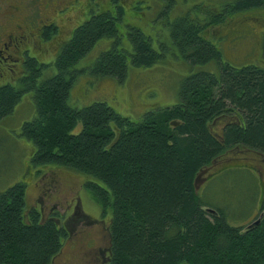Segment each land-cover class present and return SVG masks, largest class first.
Listing matches in <instances>:
<instances>
[{
  "label": "trees",
  "instance_id": "16d2710c",
  "mask_svg": "<svg viewBox=\"0 0 264 264\" xmlns=\"http://www.w3.org/2000/svg\"><path fill=\"white\" fill-rule=\"evenodd\" d=\"M262 7L264 0H233L209 18L178 19L173 43L191 65L217 62L220 72H193L182 81L177 103L137 121L105 102L68 104L82 73L123 81L129 64L150 66L160 59L149 37L130 27L132 51L114 46L91 66H77L99 40L118 43L121 6L114 14L90 11L54 60L27 55L19 83L0 85L1 120L32 93L35 114L23 122L21 135L35 146L34 167L86 176L83 187L104 219L110 214L108 264H264V214L247 227L233 226L221 210H206L195 188L200 171L230 150L264 156V68L223 63L204 37L228 13ZM52 34L46 30V40ZM68 236L62 223L28 209L23 182L0 193V264H53Z\"/></svg>",
  "mask_w": 264,
  "mask_h": 264
},
{
  "label": "rangeland",
  "instance_id": "374dc122",
  "mask_svg": "<svg viewBox=\"0 0 264 264\" xmlns=\"http://www.w3.org/2000/svg\"><path fill=\"white\" fill-rule=\"evenodd\" d=\"M14 1L0 0L1 35L13 27L6 14L7 8L1 2ZM118 1L123 10L118 24L121 35L118 43L114 44L113 39L99 40L77 66H91L100 53L114 46L132 51L127 35L130 27L149 37L152 47L161 57L150 66L133 67L129 64L123 81L80 74L70 89L69 105L82 107L93 102H105L120 115L137 121L147 111L177 103L182 81L193 72H220L217 62L191 65L173 43L171 31L178 19L184 16L209 18L233 0ZM41 2L43 0H24L32 16L31 21L40 16ZM80 8L85 9L86 6ZM68 13L63 16L59 31L47 40L30 33L29 42L26 39L16 47L19 51L11 46L2 49V42L7 40L0 35V60H3L0 68L7 71L6 77H0V85L10 83L16 86L19 83L16 81L20 76L19 68L23 67L27 55L44 63L54 60L75 27L88 17L82 10L74 9ZM32 23L27 20L28 27H33ZM205 33L204 37L219 49L223 63L234 67L255 65L264 68V7L228 13L223 21ZM22 50L19 66L16 57L8 56ZM34 114L32 93H26L12 113L0 119V193L21 181L26 185L28 209L36 208L42 220L51 217L59 220L62 217L61 222L69 236L53 264H108L110 214L104 219L101 208L83 187L86 176L55 166L34 167L36 165L31 163L35 146L21 135V126ZM78 130L79 126L75 131ZM228 162L232 164L223 167ZM197 177L201 181L197 182L200 184L196 192L204 208L221 210L231 225L247 227L264 214L260 210V202L264 199V156L260 153L235 148L223 159L203 168Z\"/></svg>",
  "mask_w": 264,
  "mask_h": 264
},
{
  "label": "flooded vegetation",
  "instance_id": "af4514ba",
  "mask_svg": "<svg viewBox=\"0 0 264 264\" xmlns=\"http://www.w3.org/2000/svg\"><path fill=\"white\" fill-rule=\"evenodd\" d=\"M7 8V16L9 21L12 23L13 27L8 33L3 32L1 35L2 38L6 39L7 42H2V49H5L9 46L16 48L21 44L24 40L28 39L29 42V34H33L34 36L43 37L46 39V30H50L55 34L59 31L61 22L64 19V15L71 10H82L84 15L88 14L90 11L96 12H110L111 14L115 13L117 7L121 6L118 0H43L41 2V6L39 8L40 16L36 18L34 21H31L32 16L28 13V8L24 4V0H15L13 3L1 2ZM93 3V4H92ZM103 4V6L101 5ZM80 6L85 7V9L80 8ZM69 14V13H68ZM67 14V15H68ZM27 20L34 25L33 27L27 26ZM36 22V23H35ZM52 34V35H53ZM5 40V41H6ZM15 51H19L17 48ZM24 50L21 52L10 54L8 58L16 57V61H18V65L20 66V60L22 58ZM2 54V50H0V56ZM1 58V57H0ZM7 58V59H8ZM3 60H0V62ZM19 71H22V67L20 66ZM7 71H4L0 68V77H6ZM81 205L82 201L80 199ZM83 207V205H82ZM55 221H60L57 218L51 217ZM63 224V223H62Z\"/></svg>",
  "mask_w": 264,
  "mask_h": 264
},
{
  "label": "water",
  "instance_id": "95a60500",
  "mask_svg": "<svg viewBox=\"0 0 264 264\" xmlns=\"http://www.w3.org/2000/svg\"><path fill=\"white\" fill-rule=\"evenodd\" d=\"M200 177V176H199ZM199 177H197L196 178V180H195V188H197L198 187V185L200 184H198L197 182H200L201 180H198L199 179ZM258 221H256V223H257Z\"/></svg>",
  "mask_w": 264,
  "mask_h": 264
},
{
  "label": "bare ground",
  "instance_id": "6f19581e",
  "mask_svg": "<svg viewBox=\"0 0 264 264\" xmlns=\"http://www.w3.org/2000/svg\"><path fill=\"white\" fill-rule=\"evenodd\" d=\"M254 222V221H253Z\"/></svg>",
  "mask_w": 264,
  "mask_h": 264
}]
</instances>
